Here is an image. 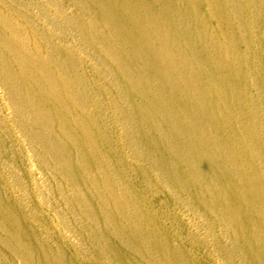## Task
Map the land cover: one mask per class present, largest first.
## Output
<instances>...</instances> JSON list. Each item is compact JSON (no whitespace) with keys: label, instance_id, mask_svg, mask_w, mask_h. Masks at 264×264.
I'll return each mask as SVG.
<instances>
[{"label":"rangeland","instance_id":"obj_1","mask_svg":"<svg viewBox=\"0 0 264 264\" xmlns=\"http://www.w3.org/2000/svg\"><path fill=\"white\" fill-rule=\"evenodd\" d=\"M240 1L244 0H229L221 7L229 20L225 28L228 50L237 55L224 59L226 70L221 79L215 66L211 65L208 72L206 107L211 115L213 143L220 136L224 141L223 134L227 133L213 130L219 128L216 114L225 118L231 113L226 105L234 117L245 122L248 117L244 108L249 105L245 98L249 97L257 105L254 111L264 116V0H253L254 8L249 11L258 15L256 31L246 33L244 40L238 38L233 29L238 22L226 9L227 4H233L236 12L247 9ZM85 20L70 0H0V58L4 60L0 69L7 68L12 77L18 78L22 69H33L37 63L46 65L54 73V93L45 97L46 101L59 102L64 107L63 118L81 131H89L91 148L85 152L101 149L117 174L113 182L119 184L108 190L100 183L102 179L96 185L86 179L87 186L61 181L54 173L57 166L41 158V140L63 139V134L57 126L41 129L38 115L22 110L25 104L31 105L22 99L26 92H13L0 72V264H264L250 257L251 251H263L264 243L250 247L249 237L237 232L230 209L218 203L229 182L241 184L238 195H231L233 201L251 205L250 218L264 221L257 186L242 182L240 173L229 176L230 180L219 177L214 166L215 150L208 156L213 163L208 170L211 180L201 187L217 190V194L197 197L194 184L180 181L183 171L193 167L181 168L180 162L191 156L189 152L184 150V155L174 157L167 145L158 152L147 150L146 135L159 144L173 141L184 146L186 142L163 127L153 130L142 125L135 115L137 103L143 100L134 92L139 85L110 68L112 62L97 52L100 43L86 40L80 26ZM206 24L210 28L206 31L215 32L217 37L216 17ZM226 75H235L232 82L237 81L228 84ZM73 85L83 89L82 99L68 93L67 87ZM231 87L245 89L240 92L243 100L240 98L238 105L231 101ZM219 89L223 94L218 97ZM236 132L228 128V133ZM69 144L60 148L70 149ZM240 146L238 151L221 153L228 158H233L234 152L247 155L242 142ZM250 150L252 157L238 164L227 161L225 168L240 169L243 163L264 166V144H250ZM161 157L171 165L162 164ZM76 159L72 154V161ZM101 195L105 201L99 204ZM225 195L222 197L229 199ZM121 198L127 204L121 203ZM122 210L124 217L120 216ZM137 216L144 228L135 238L132 226L124 219ZM10 220L22 226L26 233L22 239L16 236L21 232L9 225ZM261 232L264 241V227ZM52 256H57L56 260Z\"/></svg>","mask_w":264,"mask_h":264},{"label":"bare ground","instance_id":"obj_2","mask_svg":"<svg viewBox=\"0 0 264 264\" xmlns=\"http://www.w3.org/2000/svg\"><path fill=\"white\" fill-rule=\"evenodd\" d=\"M70 1L85 15L86 20L80 26L86 40L90 44L92 42L100 43L97 52L105 55L112 62L110 68L121 73L125 80L135 83V86L139 85L138 89L134 88V92L143 100L141 104L137 103L138 109L135 115L139 116L142 125L153 130L163 127L171 134L180 135L187 146L185 148V145H174L173 141L170 144L155 143L151 135H146L143 136L148 144L146 149L158 152V149H165L164 146L167 145L174 157L184 155V150L189 152L191 156L180 162L181 168L193 167L183 171L180 181H190L194 184L198 188L196 189L197 197L206 194L214 197L217 194V190L201 187L206 181L211 180L208 170L213 163L208 156L216 150L217 158L214 166L217 167L219 177L230 180L229 176L243 175L244 178L242 176L240 178L242 182L257 186L259 192L256 197L264 205V166L251 167L247 163H243L240 169L234 167L227 169L224 166L227 161L238 164L242 160L245 161L252 157L250 144H264V116L254 111V106L257 105L251 102L249 97L245 98V102L249 103L247 108H244V114L248 117L245 122L234 117L232 109L226 105L225 109L231 113L227 112L228 115L225 118H218L216 114L215 123L219 128L216 126V129L213 130L216 132L220 130V133L226 130L227 133L223 134L224 141L220 139L222 137L220 136L219 141H215L214 144L212 126L210 125L211 118H209L211 115L206 107L208 105L206 98L208 96L207 80L210 81L208 79L210 66L216 67L221 79L222 71L226 70L223 69V62H226L224 59L229 60L237 55L228 50L230 44L228 46L226 43L229 41L226 34L228 30L226 31L225 28L228 26L229 20H226L227 14L223 16L221 13V7L229 0L227 2H220V0ZM239 3L248 8L236 12L233 4H227L226 9L231 11L230 16L236 18L238 22V26L233 27L238 33V38L244 40L246 33L256 31L254 28L258 15L254 10L249 11V8H254L253 0H250L249 3H246L245 0ZM212 17H216L218 24L217 37L215 32L206 31L210 29L206 23ZM206 18H209L208 21ZM250 20L252 22H249ZM193 27L194 30H192ZM204 33H207V36ZM3 61L0 58V63ZM0 72L6 80L5 83L12 86L13 92L18 95L21 94V91L26 92V96L22 99L30 102L31 105L25 104L22 110L35 112L38 115L37 125L41 129L48 131L57 126V129L63 134V139L41 140V158L48 164L57 166L54 173L61 181L75 184L80 182L83 186H87L88 181L92 185H96L102 179L103 182L100 183H103L102 185L108 190H113L119 185L113 182L117 178V174L115 173V175L110 169L108 160L103 157L101 149L85 152L91 148V140L88 139L89 131H81L77 125H73L63 118L64 107L59 102L54 104L46 101L45 97L54 93V73L46 65L37 63L33 69H22L21 76L18 78L12 77L7 72V68L6 70L0 69ZM64 76L65 74L62 73L63 78ZM234 76L226 75L224 81L228 84L235 83L237 79L232 82ZM87 83L85 82V86ZM232 86L234 85L232 84ZM244 90L238 91L231 87V101L233 104L235 103L234 105H238L240 98L243 100L240 92ZM67 91L79 100L83 98V89H76L74 85L67 87ZM191 91H194L195 94H190ZM222 94L223 91L219 89L217 96ZM193 100L198 103L193 104ZM228 128L236 129V134L228 133ZM241 142L247 149V155L243 153L238 155L234 152L233 158H228L221 153L222 151L240 150ZM64 143H68L70 149H61L60 146ZM72 154L77 156L75 162L72 161ZM83 154L86 155L85 158H78ZM160 159L165 166L171 165L168 160L162 157ZM239 185L241 184L229 182V185H226V193L219 196L218 203L230 209L237 232L245 233L249 237L250 247L251 244L264 243L261 238L263 234L261 227H264V221L250 218L251 205L249 207L241 206L233 201L231 195H238ZM223 194H226L225 196L229 199H224ZM103 201L105 198L101 195L98 203L101 204ZM119 201L127 204L125 198H121ZM262 210L264 212V209ZM243 213L245 215L241 216ZM124 215L125 211L122 210L120 216L124 217ZM124 220H127L128 224L132 226L130 231L136 233L133 237H138L144 228L140 216ZM8 223L14 231L21 232L16 235L19 239L23 238L22 234L26 235L22 226L13 220ZM151 236L153 238L152 233ZM251 255L252 259L264 261V250L251 251ZM52 257L55 260L57 258V256Z\"/></svg>","mask_w":264,"mask_h":264}]
</instances>
